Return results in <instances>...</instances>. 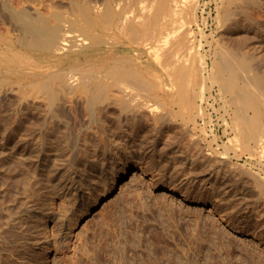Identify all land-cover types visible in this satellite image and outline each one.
I'll return each instance as SVG.
<instances>
[{"label": "bare ground", "instance_id": "1", "mask_svg": "<svg viewBox=\"0 0 264 264\" xmlns=\"http://www.w3.org/2000/svg\"><path fill=\"white\" fill-rule=\"evenodd\" d=\"M260 1L262 3V0ZM33 2L35 7L30 5ZM253 2L257 0H223L222 8L224 5L227 9L222 19L230 22L229 29H236L240 22L239 18H235L237 15L241 18V14L249 22L260 14V5L258 10L257 7L251 6ZM186 4L187 7L190 6L189 10L185 8ZM247 4H251V7H247ZM197 6V0H0V90L1 93L4 90L7 95L16 91L18 93V100L15 97L18 104L13 100V103L17 104V108H12L15 110L14 114L12 112L8 117L9 112L6 111L5 116L9 119L14 117L15 122H11H17L16 126H19L22 133V137L20 132L18 137L23 141L21 149H17L22 154L21 157L17 154L21 160L18 163L10 161V169L5 174L4 183H0L4 184L0 187V264L17 262L14 257L17 256L18 249L14 250V243L22 244L25 251L34 249L45 253L52 248L64 253L68 251L72 242L69 233L80 220L87 204L93 200L98 202L105 197L109 182L116 185L119 180L117 169L114 167L116 163L110 167L114 177L111 174V178L95 175V166H98L97 162H101L98 160L101 156L99 157L97 152L99 158L94 160L92 157L95 162L92 161L90 166L92 169L87 184H80L81 187L86 186L84 191L75 180L76 183L72 180L64 182L65 173L63 182H60L61 178L58 179V176L57 179L54 177L59 174L58 170H55L57 173L52 176L53 167L57 169V160H52L45 153L51 150L53 154L52 151L59 149L66 156L65 151L69 153L79 148L80 152L76 151L81 154L79 157L83 158L85 162L81 160V163L85 166V163L89 164L90 153L97 150V145L103 146L100 139L104 140L106 134L112 133L114 128L120 130L126 127V132L130 128L131 131L127 132L130 134L138 129L134 130L140 126L138 124L151 119L154 124L150 121L147 124L150 122L154 127H151L152 130H156L160 128L157 127L158 122L185 118L188 114L184 109L194 121L198 117L197 114L205 115L199 110L201 106L197 105V100L203 98L207 79H212L213 85L218 88L214 98L216 104L223 102V117L227 124L242 139L244 149L259 152L264 163V59L258 60L255 50L250 52L251 47L247 46L250 50L247 52L248 48L242 46L245 48L242 50L239 45L237 48L229 42L218 44L213 48L214 51L210 48L211 53L206 55V58L194 51V44L189 43L190 34L182 33L184 26L180 24L182 32L178 34L179 31H176L172 23L176 18L181 19L182 14H186L185 11L188 10L189 13L190 8L196 15ZM252 7L258 10L257 16H254L255 10L252 11L254 15L247 11ZM258 21L255 25H258ZM172 36L174 39L171 45L169 43L172 42ZM134 44L143 47L138 49L139 58L132 52L131 46ZM145 54L152 57L160 71H153L155 67L150 59H145ZM207 69L208 76H205ZM11 94L10 99H14ZM3 100L5 103V98ZM141 120L142 123L139 122ZM145 124L146 122L144 126ZM151 128L149 127L150 130ZM146 129L148 130V127ZM160 130L161 128L157 131ZM187 131L190 133V129ZM131 134L129 137L133 136ZM190 135L193 138L194 133ZM15 136L14 134V138ZM96 137L100 143L94 148L95 144H92L91 139H97ZM123 138V144L130 147L133 142L128 141V136ZM120 139L118 138L119 141ZM194 139H191L194 146H200L197 143L199 141ZM83 140H91L83 146L84 151L78 146L81 142L84 144ZM108 142L109 140L105 145H110ZM113 143L112 141L111 144ZM17 147L19 148L18 145ZM91 147L95 150H90ZM64 148L65 151L62 150ZM140 148L138 149L141 151L144 146ZM59 150L57 151L60 152ZM136 153L135 149L128 155L135 159ZM41 156L46 157L43 163ZM140 156L138 158L142 160L143 157ZM205 159L207 163L213 161L212 155H207ZM62 160L64 159L59 161ZM59 161L57 163L61 164ZM101 163L102 168L99 167L106 169V164L110 162L105 158ZM47 167H52L50 173L47 172ZM138 179V174H134L125 185L135 183ZM174 184L168 183V191L181 193L188 198V194L180 192L179 187ZM60 191L65 196H74L79 200L75 207L70 204L71 209L69 206V209L64 207L62 212L60 211V216H65L66 221H62L64 217L61 220L57 215L59 211L55 209V195H59ZM210 194V197H215V190L212 189ZM50 221L59 224L58 231L61 233H54L56 235H52L53 239H49V232H45Z\"/></svg>", "mask_w": 264, "mask_h": 264}, {"label": "rangeland", "instance_id": "2", "mask_svg": "<svg viewBox=\"0 0 264 264\" xmlns=\"http://www.w3.org/2000/svg\"><path fill=\"white\" fill-rule=\"evenodd\" d=\"M57 1L63 2L64 0ZM197 1L199 7H196V15L191 8L188 13V7L190 6L187 7L186 4L185 8L188 10L185 11L186 14H182V20L178 18V21L176 18L174 22H178L172 23L175 25L173 27H176V31H179L178 34L182 32V30L180 31V29H182L180 24L184 26L182 33L190 34L188 35L189 43L194 44V51H198L200 55L206 58V55L211 53L210 48L213 49L216 48L218 44L221 45L222 43L226 44V42H229V44L234 47L239 45L242 50L251 47V51L249 48L246 51L252 52L255 50L257 59H264V26H262L264 17H259L264 16L263 0L262 3H260V0L253 2L254 4L257 3V6L252 3V5L250 4L251 6L257 7V9L259 7L258 5H260V11H258L259 9L255 10L256 8L254 9V7L248 8L250 11L247 10L248 12H254L255 10L256 14L253 12V14L250 13L251 15L255 14L254 16H257L258 12L260 14L262 13L263 15L259 14L257 16L259 21L257 20V17L254 18L252 16L254 19L248 22V20L244 19L241 14L240 18L237 13L235 18H239L241 24L239 25L240 22H238L236 29L233 31L232 29H229L230 22H226L222 19V15L227 9V7L226 9L224 8V5L222 8L223 0L222 2L219 0L216 6L212 9L209 7L206 8V5H208L211 0ZM65 3L67 2H64V4ZM32 4H34V2L30 5L31 7H35ZM247 5V7L250 6L249 4ZM257 21L258 25H255ZM253 24L254 26H252ZM189 30L190 32H186ZM178 34L175 33V35ZM175 35L174 37H176ZM174 37H171L172 42L169 44L173 43ZM137 45H132L131 49L136 55L133 54L139 58L138 49L143 47ZM124 49L126 50V47ZM246 51L245 53H247ZM147 58L150 59L153 67H155V70L153 71L155 73H157V69L160 71V68H157L149 54H145V59ZM139 61H141V58ZM208 69L205 71V76H208ZM217 89V86L213 85L212 79H207L206 89L202 95L204 99L198 98L197 100V105L201 106H198L199 110L203 115L205 113V115L199 116V114H197L198 117L194 120L195 122L190 116H188L190 113L184 109L185 113L188 114H185V118L179 117L175 121L171 120V122L168 120L169 123L166 121L168 124L166 122H155L157 125L159 124L156 126L161 128L160 132L157 131L160 128L152 130L151 127H153L152 124H154V121L151 122L149 117L150 120L148 121L152 124L150 122L147 124L148 121H139L143 123L138 124L140 126L135 127L134 130H136V128L138 129L134 132L132 131V134L130 133L133 135L131 137H129L130 134L127 133L130 132L131 129L129 128L126 132L124 131L126 130V127L120 130L119 128H117L118 130L114 128V130L117 131H115L117 134L114 133L113 129V131L110 130L112 133L109 132L110 134H106L107 139L104 137L105 134L104 136L102 135L104 140L100 139V141L103 143V146L108 140V143L111 146L107 144L103 147L99 144V139L97 137V139H93L95 138L93 137L91 139L92 144H95L94 148L98 147L95 148L97 150L91 147L90 150L93 151L94 149L95 152H91L90 157H93L95 160V158L98 159L101 156L98 160L102 162V160L107 158L110 162L109 164H106V169H101L102 166L100 165H102V163L97 162V164H99L98 166H95L97 169H94L95 175L102 178H105L106 176L111 178L113 175L111 174L110 167L112 168V165L116 163L114 164V167L117 169L119 177L117 184L113 185L110 181L107 188V195L102 197L98 202L94 201L92 198L90 199V201L93 200L92 203L90 202L87 204L86 209L81 213L82 218L80 217V220L75 224L72 232L69 233L72 242L70 243L71 245H69L70 249L68 251H65L64 253L63 251H57V249L54 248L45 251V253H40V250L34 249L31 251H25L24 247L21 246L22 244L20 245L19 243L18 245L17 243H14V250L18 249V253L16 252L17 256L14 257L17 262L15 263L14 261V263L264 264L263 159L259 152H250L244 149L242 139L236 135L225 121L223 117L225 112L223 102H218L216 104L214 98L218 91ZM2 91L4 92V90ZM3 92L1 93L0 90V183H4L5 174L8 173L10 169V161L18 163V161L21 160L20 157L22 154L20 151H17V149L20 150L23 143L22 138L20 141V137H18L19 132L21 133V129L18 125L16 126L17 122L13 124L12 122H15L13 119L14 117L11 119L8 118L12 112L14 114V106H17L18 104L16 101L18 100V95H16L17 91L14 93L15 95L13 92H11L12 94L10 93L12 95L11 98L14 96V99H10V94L7 95L4 92V95ZM4 98L6 100L5 103L3 100ZM7 100H11L10 102L12 103L15 101L17 104L13 103L11 106L10 102ZM16 106L15 108H17ZM174 109L177 110L179 108ZM6 111L9 112L8 117L5 116ZM145 122L146 124L144 126ZM160 125H162V127ZM146 126L148 127V130L146 129ZM187 129H190V133ZM12 132L14 133L12 134ZM191 133H194L193 138H195V141L196 139L199 141L197 143L200 144V146L197 145V143V146H194L195 144L191 140L193 138L190 137L192 136L190 135ZM14 134L16 135L15 138ZM111 134L113 136H110ZM141 134L142 136H140ZM7 135L8 137H6ZM136 135L139 138H137ZM20 136L22 137V133ZM124 136H128V141H130V143L133 142L132 145L130 144L131 149L129 146L123 144L124 141L122 139H124ZM141 137L143 139H141ZM118 138H121L120 141ZM91 140L87 141L89 142ZM14 141L16 143H14ZM84 141L86 140H83V142ZM112 141L114 142L113 144L116 145L115 147L111 144ZM88 142H84V144L81 142L82 144L79 143L78 146H81L80 148L82 150ZM120 142L122 144H120ZM13 144H16V146ZM133 144H135V146ZM122 145L125 148L122 147ZM139 145L144 146L141 151L139 149H141L140 147L142 146ZM100 148H105L106 151H101ZM126 148H128L129 151ZM132 149H136V152L138 153H136L137 157H134L135 159L128 155L130 151H133ZM146 149L147 151H145ZM196 149L198 151L201 149V151L198 152ZM57 150L55 149L52 151L53 154H51V150L45 154H48L49 156H47L51 159H56L57 162L61 159H64L65 161H59L61 164L56 162V164H58L57 169L53 167L52 170V167H47V172L50 173V170H52V172L58 170L57 172L59 174H56L57 172H51L52 176L56 174L54 176L56 179L57 176L58 179L61 178V181H57L63 182L62 179L63 176H65V173L66 177L63 179L64 182L75 180L79 187L84 183V185H86L88 175L90 176V169H92L90 166L95 162L93 158L92 160L89 158V164L85 163L84 166V164L81 163L83 158L81 159V157H79L81 155L78 153L80 152L79 148L69 152L72 154L69 156L67 155L69 153L65 151V148L62 150L65 151L66 156L61 153V150H59L60 152ZM76 150L79 151L77 152ZM107 151H109V153ZM110 151L113 152L110 153ZM74 152H77L78 154H75ZM56 153H61V155L59 154L61 157L56 155ZM93 153L95 155L98 154L99 157L98 155L95 157ZM17 154H19L20 157ZM140 154L143 156H140ZM74 155H76V163L73 159L75 158ZM202 155L204 157H202ZM207 155H212L213 161L207 163L205 159ZM139 156L143 157V159L140 160L138 158ZM63 157H68L67 159L70 158V160L67 161V159ZM45 158L46 157L41 156V162H44ZM82 162L85 161L82 160ZM56 164L54 163V165ZM58 166H60V168ZM97 167L100 168L101 171H99L100 169ZM65 168H68L70 171ZM100 173L103 175L101 174V176ZM134 174H138L139 179L135 183L125 185ZM75 181L73 183H76ZM107 182L108 181H106V183ZM170 182L172 184L175 183L174 185L179 187L180 192L188 194V198L184 197L181 193H171L168 191L167 185ZM104 183L105 182H103V184ZM2 185L4 186V184H1L0 187ZM210 187L215 190V197L212 195L213 198L210 197V193H212ZM81 188L85 191L86 186ZM18 189L19 188H17V190ZM61 193L57 196L55 195V209L59 211V214L57 215H59L61 220L64 217L65 220L63 219L62 221H66L65 216H60L62 208L66 207V209H69L70 204L72 207H75L79 200L74 196H65ZM64 198L68 199L65 200ZM69 198L73 201H70ZM196 200H199V202ZM62 201H64L63 205L61 204ZM66 202H68V204ZM64 203L66 206H64ZM198 215L200 217H198ZM43 228L45 229L44 226ZM47 228L48 230L45 232H49V239H53V236L56 235L54 233L60 231L59 224L52 221L48 223ZM55 228L57 232L55 231ZM59 234L61 233L59 232ZM85 252L87 253L85 254Z\"/></svg>", "mask_w": 264, "mask_h": 264}, {"label": "built area", "instance_id": "3", "mask_svg": "<svg viewBox=\"0 0 264 264\" xmlns=\"http://www.w3.org/2000/svg\"><path fill=\"white\" fill-rule=\"evenodd\" d=\"M219 0H211V2H209V4L208 5H206V8H213V7H215L216 6V4H217V2H218Z\"/></svg>", "mask_w": 264, "mask_h": 264}]
</instances>
